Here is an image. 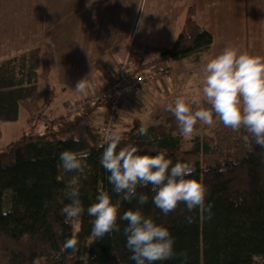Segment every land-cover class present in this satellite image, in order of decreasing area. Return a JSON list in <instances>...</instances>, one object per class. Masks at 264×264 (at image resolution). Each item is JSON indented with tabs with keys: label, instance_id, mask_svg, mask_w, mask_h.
Listing matches in <instances>:
<instances>
[{
	"label": "trees",
	"instance_id": "16d2710c",
	"mask_svg": "<svg viewBox=\"0 0 264 264\" xmlns=\"http://www.w3.org/2000/svg\"><path fill=\"white\" fill-rule=\"evenodd\" d=\"M213 41V34L197 21L192 0L172 45H148L140 58L135 56L140 68L168 65L164 61L178 58L198 61ZM145 54L153 56L148 59ZM52 67L51 52L39 45L0 61V121L15 120L23 106L30 128L0 145V264H135L123 234L126 221L118 219L120 231L102 239L91 235L94 218L87 208L96 202L100 191H107L112 202L120 205L121 216L139 208L146 217L167 227L175 237L176 252H187V264H264V148L254 142L246 144L243 129L235 132L219 121L191 138L182 137L167 109L174 99L164 110L155 111L154 122L149 123L141 117L145 106L137 102L134 109L127 108L117 130L123 136L121 147L133 144L139 154L149 155L163 151L173 164L193 165L194 177L210 187L207 202L213 204V215L211 220L201 219L198 212H187L183 204L165 215L152 202L150 185L137 188L138 194L148 196L147 203L129 202L123 194L113 192L107 179L110 173L99 163L106 146L102 128L107 123L108 102L83 103L76 112L69 107L84 98L67 103L65 114L50 121L41 132H34L55 94L49 83ZM164 78L150 85L165 87L164 83L159 85ZM120 107L115 122L118 116L122 118ZM141 126L148 128L147 135L138 133ZM64 150L89 153L79 181L85 211L75 219L61 211L69 203L64 189L73 175L58 167ZM222 167L226 171H220ZM189 215L196 217L191 224L185 219ZM163 264H181V260Z\"/></svg>",
	"mask_w": 264,
	"mask_h": 264
},
{
	"label": "clouds",
	"instance_id": "9594fccd",
	"mask_svg": "<svg viewBox=\"0 0 264 264\" xmlns=\"http://www.w3.org/2000/svg\"><path fill=\"white\" fill-rule=\"evenodd\" d=\"M89 87L88 77L77 81L75 89L85 92ZM140 99L144 102L145 95ZM208 105L207 107L203 106ZM195 106V109L194 107ZM175 117L179 134L191 138L196 125L214 126L217 121L235 132L244 130L243 141L255 143L264 148V56L241 52L227 46L203 68L201 87L191 98L181 95L167 106ZM138 133L148 134V128L141 126ZM123 136L113 130L106 136V146L99 158L100 165L110 173L107 179L116 194L123 199L137 200L140 205L148 202V196L138 194V187L151 186L152 202L165 215L174 212L180 204L187 212H198L201 219H212L213 204L207 202L210 187L194 177L195 167L187 162H176L161 151L156 155L139 154L133 144L121 147ZM86 151L64 150L59 155V165L64 173H72L64 194L69 200L62 208V214L75 219L84 213L81 200L80 175L87 168ZM220 171H226L221 168ZM120 205L114 204L107 191H100L96 202L87 208L93 217L91 235L102 239L106 234L120 231L118 219L126 221L123 234L126 247L135 264H163L171 259H180L187 264V252L177 253L175 237L170 230L137 208L120 215ZM189 224L196 217L185 218Z\"/></svg>",
	"mask_w": 264,
	"mask_h": 264
},
{
	"label": "crops",
	"instance_id": "0c3cea01",
	"mask_svg": "<svg viewBox=\"0 0 264 264\" xmlns=\"http://www.w3.org/2000/svg\"><path fill=\"white\" fill-rule=\"evenodd\" d=\"M43 1L45 11L40 15L37 11H14L19 12V16L7 15L5 20L0 18V61L24 51L31 45H39L42 50L51 52L53 65L63 63L72 65L74 69V65H77L82 68L83 78L88 77V81L92 78L90 73L94 70L93 67L96 64L103 65L99 84L96 75L93 85L89 84L87 90L81 93L79 99H82L114 79L117 66L127 53L134 27H138L137 31H140L138 39L136 38L137 49L134 51L136 56L143 54V47L158 45L153 43V33L158 32L156 30L160 29L161 21L164 24L166 21L172 23L170 29H167V26L163 27L158 41L161 45H171L192 0H152L153 11L144 20L140 19L138 24V20H134L138 0H71V10L77 20H72L71 14L60 13L59 0ZM259 1L261 4L257 3L258 0H194L196 19L209 31H211L209 27L215 25L223 31H229L231 24L236 38L234 47L238 48L239 25L247 26L250 17L252 21L251 11L264 9V0ZM16 2L23 6L30 4V0ZM0 5L4 8L3 5H6L4 0H0ZM154 11L164 12L160 17ZM38 21L42 23L39 29L35 26ZM252 24L256 26V22ZM258 25H262L261 18ZM246 26L243 34L245 36V32H248V36L245 37L249 39L256 28L247 31ZM14 48L21 49L14 52ZM50 77L51 74L49 82ZM162 84V80L159 81V85Z\"/></svg>",
	"mask_w": 264,
	"mask_h": 264
},
{
	"label": "rangeland",
	"instance_id": "374dc122",
	"mask_svg": "<svg viewBox=\"0 0 264 264\" xmlns=\"http://www.w3.org/2000/svg\"><path fill=\"white\" fill-rule=\"evenodd\" d=\"M4 2L6 4L3 5L4 8L0 7V18L2 17L4 20L7 19V15L19 16L20 13L14 11H37L38 15H40L42 11H45V5L43 0H30V4H26L24 6L19 5L16 0H4ZM59 3L60 5L58 10L60 11V13L63 14L66 12L67 14H71L72 20H77V18L75 17V13H73V11L71 10V0H59L58 4ZM257 3L261 4L259 0ZM151 11H153L152 0H138L134 20H138V24L140 19L144 20ZM162 12L154 11L155 14L159 15L163 14ZM251 16L252 21L250 17L249 24H247V26L246 24L239 25L240 36L238 40L240 42V47H238V49L241 52H249L253 55L264 56V9L260 8L257 11H251ZM260 18L262 21V25H258V21L260 20ZM211 19L213 20V17ZM161 20H163V18H161ZM252 22H256V26H253ZM171 23L172 22L166 21L164 24L163 21H161L160 29L156 30L158 31L157 33H153L154 44L161 45V42L158 41V37L161 36L160 34L161 31H163L164 26H167V29L171 28ZM41 25V21H38L35 26L39 29ZM245 26L247 28V31L252 29L253 27L256 28L254 33L250 35L249 39L246 38L248 36V32H245L246 37L243 34V31H246ZM137 28L138 27H134V30L131 33V39L135 43L138 39V34H140V31H137ZM209 28L211 30L210 32L215 37V41L210 47V49H208L202 55L200 60L193 61L188 58H178L176 60L164 61V63L170 65L171 67L168 76L164 78L165 81H162L165 87H154L153 85L146 83L122 100L121 107L119 110V113L122 115V118L118 116L114 124V128L116 131L119 129L121 123L123 122L126 116L125 111H127V108L134 109L137 106V102L138 104H143L145 106V109L141 112V117L144 123H149L152 121L154 122L153 115L154 113H156L155 111L164 110L168 104V101L171 98L175 100L178 96L181 95L191 98L192 96L198 94L203 77V68L207 61L220 54L225 49V47H234L236 39L234 38L231 24L229 25V31L221 30L218 25ZM173 42L174 40L172 41V43ZM172 43L170 44L172 45ZM20 49L21 48H14V52H17ZM144 56L149 59L153 55L145 54ZM74 67L76 70L73 68L72 65H65L63 63H57L56 65H53L49 83L54 89L55 94L53 96L52 103L44 109L41 118L39 119L38 126L34 129V132H41L43 130V127L47 125L50 121L56 119L62 114H65V105L67 103H72L75 100L81 98L82 94L81 92H78L75 89V85L78 80L83 78V74L81 72L82 68H79L77 65H74ZM102 67L103 65L97 64L93 67L94 70L90 73L92 77L89 80L90 86L93 85L96 75L97 84H99V75H102ZM40 94L42 98L44 95L43 85H41ZM141 95H145L144 102L140 99ZM135 114L139 113L137 112ZM26 117V110L23 106H21L18 110V116L15 120L0 121L1 146H4L8 142L19 138L24 132H28L30 130ZM210 127L211 126L200 124L199 127L196 129L195 133H202L203 130H206ZM72 222L74 228L77 229L78 226L76 221L73 220Z\"/></svg>",
	"mask_w": 264,
	"mask_h": 264
},
{
	"label": "built area",
	"instance_id": "2783aa9c",
	"mask_svg": "<svg viewBox=\"0 0 264 264\" xmlns=\"http://www.w3.org/2000/svg\"><path fill=\"white\" fill-rule=\"evenodd\" d=\"M137 44L130 39L126 55L118 65L116 75L113 80L96 90L91 95L78 101L69 107L70 111H78L83 103L94 104L103 102L108 105V112L105 113L107 123L103 126L102 131L104 139L113 130L115 123V113L120 107L121 101L129 94L136 91L146 83L152 84L157 79L166 77L170 72V66L165 64H155L145 68L139 67V58L134 54Z\"/></svg>",
	"mask_w": 264,
	"mask_h": 264
}]
</instances>
